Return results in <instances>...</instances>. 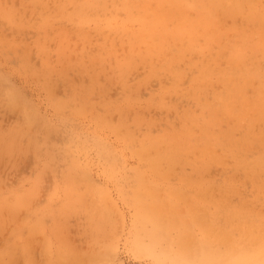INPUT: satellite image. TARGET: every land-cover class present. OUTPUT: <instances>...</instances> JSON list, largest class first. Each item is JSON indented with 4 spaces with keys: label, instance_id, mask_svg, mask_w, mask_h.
<instances>
[{
    "label": "rangeland",
    "instance_id": "rangeland-1",
    "mask_svg": "<svg viewBox=\"0 0 264 264\" xmlns=\"http://www.w3.org/2000/svg\"><path fill=\"white\" fill-rule=\"evenodd\" d=\"M183 1L0 0V264H165L179 233L159 238L134 203L140 146L162 138L178 142L177 162L146 176L159 200L177 194L181 230L192 213L227 231L232 207L264 229V173L244 165L264 154V117L249 105L261 87H246L242 117L216 98L218 72L235 69L228 49L264 43V20L219 6L206 23L193 3L174 13Z\"/></svg>",
    "mask_w": 264,
    "mask_h": 264
},
{
    "label": "bare ground",
    "instance_id": "bare-ground-1",
    "mask_svg": "<svg viewBox=\"0 0 264 264\" xmlns=\"http://www.w3.org/2000/svg\"><path fill=\"white\" fill-rule=\"evenodd\" d=\"M106 1L103 0V2ZM257 2L258 0H185L183 1L184 9L182 7L172 10L174 13L181 15L190 6L187 3H193L196 11L204 14L206 23H210L213 17L212 9L220 6L225 15L247 13L254 18V21L262 22L264 11L257 12L253 9V5ZM77 15L83 22L88 20L87 17L81 14L80 9L77 10ZM140 21L146 26L150 25V28L154 30L161 29L162 32H166L165 22L162 23L158 17H141ZM228 51L231 57L230 64L235 65V69L223 70L217 74L218 79L224 85V90L216 96L220 107L218 112L233 113L239 117L244 116L245 114L242 111L243 106L246 104L244 97L246 87L253 82H259L261 91L258 89L260 97L258 104L249 105L255 110V113L264 117V68L260 61H256V58H260L262 61L264 59V43H247L241 39L239 43L231 46ZM249 52L253 55L251 53V55H248ZM213 73V71L206 70L203 77L206 78V76ZM217 137L221 138L222 136L217 135ZM171 141L172 143L162 138L152 143H142L139 156L145 162L146 168L137 172L142 179L139 182L138 193L134 196L136 218L142 225H150L152 230H149L158 237L159 235H167L172 231L179 233L177 243L180 248L162 254L165 264H264V229L260 228L259 222L248 216V213L242 208L232 207L227 210L226 215H224L229 223L227 231L220 229L217 224H214L213 227H206L199 223L192 213L188 214L190 225L194 227L196 232H199L197 234L198 249L193 250L189 247L187 241L190 236V225L183 221V230H181V225L177 221L178 202L177 199L174 200V196L177 194H169L162 201L159 200L157 189L148 182L146 176L147 174L160 175L158 168L164 159H167L170 165L177 162L175 150L178 142L172 139ZM161 146L164 148H161ZM149 155L151 156L149 157ZM244 165L254 173H264V154L257 160L246 161ZM159 177L165 178L166 176ZM17 202L22 205V198H17ZM220 210H222V205L218 204V212ZM39 230H42L41 222L37 223L33 229L35 233H39ZM155 242L151 243L154 245ZM168 243L167 247L170 245ZM48 248H51L49 242Z\"/></svg>",
    "mask_w": 264,
    "mask_h": 264
}]
</instances>
